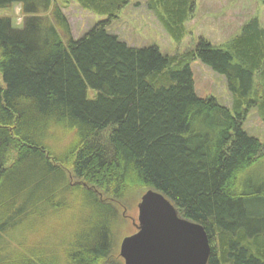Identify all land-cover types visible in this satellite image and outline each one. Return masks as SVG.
<instances>
[{
    "label": "trees",
    "instance_id": "obj_1",
    "mask_svg": "<svg viewBox=\"0 0 264 264\" xmlns=\"http://www.w3.org/2000/svg\"><path fill=\"white\" fill-rule=\"evenodd\" d=\"M74 1L107 16L77 40L53 0H0V264H52L21 254L8 235L65 212L89 243L62 255L65 264H106L115 218L106 200L149 188L205 227L207 264H264V180L248 173L264 144L244 129L252 109L264 117L259 20L224 48L201 38L164 55L108 32L130 0ZM196 2L148 0V8L181 43ZM14 5L21 27L1 13ZM197 60L226 78L232 107L198 96ZM67 132L75 139L61 153L53 141Z\"/></svg>",
    "mask_w": 264,
    "mask_h": 264
},
{
    "label": "rangeland",
    "instance_id": "obj_2",
    "mask_svg": "<svg viewBox=\"0 0 264 264\" xmlns=\"http://www.w3.org/2000/svg\"><path fill=\"white\" fill-rule=\"evenodd\" d=\"M53 2L65 13L75 40L81 38L96 23L107 19L105 15H98L82 8L74 0H53ZM1 13L3 16L10 17L15 27L22 26L24 14L21 5L11 6L2 10ZM255 18L264 28L263 0H197L194 12L185 23L187 34L181 43H176L166 32L155 13L148 8V0H130L119 18L108 28V32L117 35L120 40L130 46H157L164 55H178L193 50L201 38L208 40L215 47L224 48L241 32L247 22ZM191 68L198 96L215 97L222 105L232 107V96L223 75L215 73L199 60L194 61ZM244 129L264 144V117L256 108L247 115ZM59 135L53 143L55 149L62 153L74 141L75 132ZM262 155L257 165L248 171L255 174L261 182L264 180V153ZM9 157L10 160L15 159L16 153L11 152ZM141 195L142 191H139L120 200L108 199L109 196L104 195L105 199H108L106 202L115 210V218L113 216L111 225L112 250L110 257L106 259V264H124L120 256V247L126 236L137 231L138 203ZM75 216V213L65 212L62 215L37 220L33 218L25 226L9 233L11 247L19 250L21 254H40L46 256L45 259L48 256L52 264L53 262L65 264L62 255L89 244L88 240H82V236H76L72 222Z\"/></svg>",
    "mask_w": 264,
    "mask_h": 264
},
{
    "label": "water",
    "instance_id": "obj_3",
    "mask_svg": "<svg viewBox=\"0 0 264 264\" xmlns=\"http://www.w3.org/2000/svg\"><path fill=\"white\" fill-rule=\"evenodd\" d=\"M137 231L121 243L124 264H207L211 245L205 227L182 217L161 191L149 188L138 203Z\"/></svg>",
    "mask_w": 264,
    "mask_h": 264
}]
</instances>
